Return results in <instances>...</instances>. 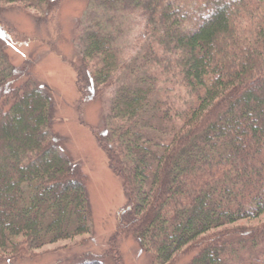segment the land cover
Returning a JSON list of instances; mask_svg holds the SVG:
<instances>
[{
	"label": "trees",
	"instance_id": "1",
	"mask_svg": "<svg viewBox=\"0 0 264 264\" xmlns=\"http://www.w3.org/2000/svg\"><path fill=\"white\" fill-rule=\"evenodd\" d=\"M59 1L0 5L44 4L47 20ZM91 3L76 86L83 101L109 95L92 133L126 203L103 253L55 264H123L121 236L154 264L188 252L186 264H264V221L237 224L264 214V0ZM10 40L0 19V264L87 233L90 219L87 178L59 151L31 64H9Z\"/></svg>",
	"mask_w": 264,
	"mask_h": 264
},
{
	"label": "rangeland",
	"instance_id": "2",
	"mask_svg": "<svg viewBox=\"0 0 264 264\" xmlns=\"http://www.w3.org/2000/svg\"><path fill=\"white\" fill-rule=\"evenodd\" d=\"M91 1L60 0L47 20L43 19L44 4L0 5L3 30L11 36L5 49L9 64L21 65L28 61L33 82L45 86L44 93L52 103V131L62 139L59 151L81 166L87 178L85 188L90 205L89 232L45 244L32 255L2 264H55L72 262L87 252L101 254L116 229L117 211L126 203L121 179L110 169L92 133V128L104 129L109 95L83 101L76 86L78 36L98 14ZM130 20L126 22V29L132 32ZM125 44H133L127 32ZM263 221L264 214L242 219L237 224L254 225ZM117 248L123 264H154L150 253L132 236H121ZM192 255V252L185 253L172 264H186Z\"/></svg>",
	"mask_w": 264,
	"mask_h": 264
}]
</instances>
